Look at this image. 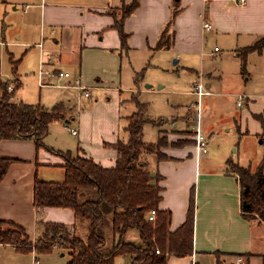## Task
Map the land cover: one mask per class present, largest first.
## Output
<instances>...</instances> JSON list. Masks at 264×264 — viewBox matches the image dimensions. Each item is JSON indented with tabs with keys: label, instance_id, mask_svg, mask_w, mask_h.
<instances>
[{
	"label": "crops",
	"instance_id": "obj_1",
	"mask_svg": "<svg viewBox=\"0 0 264 264\" xmlns=\"http://www.w3.org/2000/svg\"><path fill=\"white\" fill-rule=\"evenodd\" d=\"M133 1L0 0V47L5 46L7 49L10 46L11 50L20 53V59L14 61L15 54L9 51L11 73L14 76L7 80L8 85L9 81L11 84L15 81L21 83V87L15 91V96L22 88L17 64L20 66L23 57L28 53L25 48L35 45L40 53L39 70L52 68V71H55V68L62 66L58 64L68 63L64 66L81 77L86 85L81 84L88 88L89 94L91 87L99 92L95 103L91 102L89 107L97 103V106L107 108L98 114L100 119L107 122V133L102 136L95 132L92 136L87 128L78 122L75 127L77 134L73 135L78 137V142L74 145L73 151L70 150L73 146H69L61 132L59 136H54L53 126H59L64 122L70 124V120L75 121L74 117H64L50 124L49 132L44 138L46 147L36 148L32 140L0 141V157L13 159L0 181V220L13 222L25 230L33 243L30 252L32 255L37 254L34 243L40 233V223L53 222L71 227L75 223L74 212L71 209L57 207L38 209L34 206L35 178L49 181L45 176L42 178V175L46 174L47 170H57L60 172L59 178L50 181L63 180L64 158L58 152L69 151L72 155L91 157L104 167L113 166L117 158L113 145L118 141L127 142L129 139L126 129L130 117L138 111L139 103L144 106L145 115L150 119V122L143 126V141L146 144L158 143L161 148L158 151L160 159L154 153L144 152L141 161L152 175L161 176L159 181L161 200L158 207L160 210L170 212V231H174L185 221L190 198L193 196V253L184 257L170 256L167 264H237L239 258L243 264L245 261V264H264V223L243 217L240 210L238 179L227 170V162L234 160L226 152L214 150L212 133L204 131L200 122V111L205 105L212 110L221 108L226 106L224 98H227V104L232 108L235 106L236 120L241 121V109L245 108V116L250 117L252 121L250 122L253 126L252 131L244 129L242 132L239 126L238 133L252 138L264 136V125L256 118L257 115L264 114V77L261 76L258 83L263 89L258 86L250 89L248 84L250 76L245 79L241 76L253 58H256L258 65H264V49L245 52L248 47H252L264 37V0H246L244 5L238 4L237 0H138L137 8L122 22V28L127 34L126 44L123 46L117 22L122 17V7L131 5ZM231 1L234 5L229 4ZM204 21L210 23L209 33L215 31L216 39L223 41L224 36H230L236 41L233 49L241 59L239 62L241 68L239 76L236 74L237 78L230 87H226L228 81H223V77L214 74L217 70H211L203 64L205 57L212 61L210 57L216 56L219 52L215 51L216 47L213 52H205L206 40H201L200 45L197 42L180 45V37L184 33L200 34L202 30L198 33L197 29H203ZM31 32H34L35 36L30 37ZM11 33L16 35L14 41H10ZM162 36L163 41H167L169 46L160 48ZM239 38H243L244 45L239 44ZM166 51L171 53V58L178 57L174 59L176 62L173 65H178L182 61V52L199 54L200 61L198 60L197 64H190L186 56L181 69L193 75L190 88L182 93L197 96L193 93V85L197 81L203 83L209 92L201 97L197 96L201 101V110L200 102L197 100L194 107L195 127L184 128L191 114L189 110L181 118L186 125L183 123L180 126L178 118L168 117L166 112L161 114V111L170 108L168 102H164L160 112L148 113L149 105L152 106L153 103L148 101L147 97L160 95L165 86L160 84L161 80L157 81V86L145 84L150 83L145 77L140 81L142 73L150 66L149 63L140 68L134 65L143 61L146 53L154 55ZM126 57L132 69L130 73L132 84L127 86L124 85L122 74ZM134 57L135 61L132 62L131 58ZM225 57V55L219 57L218 62L224 61ZM193 65H197L198 70ZM44 79V82L50 83L49 77ZM64 88L76 90L73 87ZM100 93L103 94L100 96ZM77 97L78 102L82 100L78 93ZM88 97L90 98V95ZM88 97L83 95V98ZM101 97H105L107 101L114 99V107H108L99 101ZM240 97L241 104L238 105ZM14 98L15 102H24ZM67 102L60 101L52 107L61 103L65 110L70 109L67 105L71 103V99ZM42 106L52 108L44 104ZM145 125L153 128L150 127L154 130L155 139L150 138L147 141L144 139ZM197 128L207 138V153L197 152L195 135L193 138ZM186 138L189 141L180 142ZM131 235L130 233L127 237L129 240ZM0 247L18 252L10 245ZM54 249L61 248L54 247L52 250ZM64 255V252H60V257ZM69 260L68 255V260L64 264Z\"/></svg>",
	"mask_w": 264,
	"mask_h": 264
},
{
	"label": "trees",
	"instance_id": "obj_2",
	"mask_svg": "<svg viewBox=\"0 0 264 264\" xmlns=\"http://www.w3.org/2000/svg\"><path fill=\"white\" fill-rule=\"evenodd\" d=\"M137 6L138 0L125 6L117 22L123 46L127 34L122 22ZM159 46H169L163 36ZM262 49L264 37L245 52ZM13 84L14 89L9 91L8 81L0 78V141L32 140L36 148L46 147L44 138L50 124L65 117L63 105L48 109L41 104L15 102V91L21 83L15 81ZM137 107L126 129L129 139L113 145L117 152L113 166L104 167L91 157L72 155L69 151L58 152L64 159L67 157L63 180L35 178L33 202L36 208H69L75 216L71 227L40 223V233L34 243L38 253H49L54 247L67 250L70 256L67 264H114L119 256L128 257V264H167L170 256L184 257L193 253V196L185 221L170 231L171 214L158 207L161 176L152 175L141 161L144 152L154 153L160 159V146L143 141V126L150 119L145 115L144 106L137 103ZM256 118L264 125V114ZM12 162L13 159L0 157V181ZM227 170L238 179L243 217L264 223V159L254 170L228 161ZM153 209L156 219L148 221L147 213ZM132 232L137 234L138 243L127 238ZM32 244L22 227L0 220V245L31 252Z\"/></svg>",
	"mask_w": 264,
	"mask_h": 264
},
{
	"label": "rangeland",
	"instance_id": "obj_3",
	"mask_svg": "<svg viewBox=\"0 0 264 264\" xmlns=\"http://www.w3.org/2000/svg\"><path fill=\"white\" fill-rule=\"evenodd\" d=\"M229 4L234 5L232 1L229 2ZM124 7H122L121 12L124 11ZM232 12L234 13L233 10ZM201 30L202 32L196 35L187 33L185 35L184 33L182 37H180V45H187V42L189 44L197 42V44L200 45L201 40H206V44L204 47L205 52H213L214 47H216L219 51L216 53V56L210 57L212 61H208L205 57V61L203 62V64L207 65V67L211 70H217L214 71V74L223 77V81H228L226 87H230L231 84L234 83V80H236V74H238V72L240 71L239 69L241 68V65L239 68V62H241V59L239 56L236 55L237 52H235L233 49L236 41H233L230 36H224L223 41H221L215 38V31L209 33L203 30L202 28H199L197 29V32L199 33ZM29 35L30 37L35 36V33L31 32ZM9 38L11 39L10 41H14L16 35L11 33ZM242 39L243 38H239L238 41L239 44L244 45L245 41H243ZM34 46L35 45H32V47L25 48L28 53L23 57L21 65L19 66V63L17 64V72L22 81V88L16 93L14 99L16 100L18 98L30 104H35L39 102L42 105H46L47 107H52L54 104L60 101L68 103L67 101L71 99V103L67 105L70 107V109L64 110L63 116H65L66 118L74 117L75 121L70 120V124L64 122L59 126L55 125L53 126V131L54 136L56 137L59 136V132H61V134L64 136V139L69 142V146H73L70 147V150L72 151L75 149L74 145L78 142V137L73 136L70 133L69 129H75L78 122L84 125L92 136H94L95 132L100 133L102 136L105 135L107 133V122L104 119H100L98 117V114L99 111H104V109H107L106 106H104L105 108L103 106H97L96 103L95 106L89 107V104L91 102L92 104L95 103L94 101L99 95L97 89L91 87L89 94L90 98H83V92L80 90L65 89L63 86L68 83H70L71 85L74 84L76 79H79L81 83H84L81 77L77 76L74 71L67 70L69 68H66L64 65L68 63L65 62L62 64H58L62 66L55 69L63 73H68L69 77L58 79L57 77L53 78L46 76L47 78H50V83H47L46 81L44 82V78L43 80H41V69L39 70L38 68L39 64L41 63L39 59L40 53ZM4 48L5 46L0 47V78L3 82L11 80V77L14 76L11 73V62L9 58V51L11 50V47L8 46V48H5V50ZM11 52L15 54V57L13 59L14 61L20 59L19 52H14V50H11ZM194 53L182 52L183 59L178 65H173L174 59H178V57L174 56L171 58V53L168 51L157 52L154 55L151 53H146L143 61L134 65V67L140 68L145 63H149L150 66L146 68L144 73H142L140 81H142L145 77L148 78V80L150 81V83L146 82L145 84H152L153 86H157V81L161 80L160 84L165 86V89L161 91L160 95H152L147 97V100L150 102L152 101L153 103L152 106L149 105V114H151L150 111H154V113H156L157 111L160 112L161 106H164V102H168L170 104V108H167V110L165 109V111H161V114H164V112H166V114H168L166 116H174V118H178L177 121L180 126L183 123L185 124V121L181 118L184 117L189 110L191 114L188 120H186L187 125L185 124L186 126L184 128L195 127V102L199 100V110H201V101L195 95H186L182 93L190 88L192 82L191 78H193V75L188 74L187 70L181 71L186 56L188 57L187 61L190 64H197L198 60L200 61L198 52L197 54ZM138 55H140V53H138ZM224 55L226 56L225 60L222 62H218V58ZM255 59L256 58H253L249 61V63L246 65L245 73L241 74L243 79L247 78V76H250V80L248 81L250 89L257 88L260 77H264V65H258ZM131 60L132 62L135 61V57L131 58ZM193 67L198 70L197 65H193ZM75 68L76 67H74V70L76 71ZM49 71L52 73V68L49 69ZM130 73H132V69L131 65L129 64V60L126 57L124 58V65L122 71L125 86L132 84V76ZM9 85H12L14 89V86L13 84H11V81H9ZM46 85H48V87ZM87 86L91 85L87 84ZM258 87L260 89H263L262 85ZM77 93L80 95V99H82L79 100V102ZM102 94L103 93H100V96ZM224 99H226L225 105L227 107L222 106L221 108H213L212 110L211 107L205 105L203 110L200 111V122L202 123V127L204 131H207L210 134L212 133L211 141L213 145L215 144L214 150L216 149L221 152L224 151L232 157L235 163H238L240 166L250 167L252 170H254L255 167L258 166V164L261 163L264 159V136H255L252 138L249 135L239 134V126L242 132L244 129L252 131L253 126L250 124V122L252 121L250 120V117L247 118L245 116V108L241 109V121L239 122V120H236L234 116L235 106H233L232 108L230 104H227L228 99ZM98 100L102 101L103 104H107L108 107H114L115 105L114 99H112L111 101H107L105 97H101ZM143 100H146V98H143ZM190 106H192V108L194 109L190 108ZM231 109H233V111ZM150 127L149 125H145L144 139L146 141L150 138L153 139L155 136L154 130H152L153 128L151 127V129ZM194 135L195 134L193 133V138ZM186 141L189 140L186 138V140L184 139L180 142L186 143ZM160 149L161 148H158V151H160ZM66 159L67 157L64 159V164ZM45 173L46 174L42 175V178H44L45 176L49 181L53 180V178L58 179V176L60 174V172L57 170H47V172ZM131 234L132 235L129 236L131 241L134 243H138L139 239L137 234ZM60 252H64L65 255L63 257H60ZM68 255V251L61 249H54L52 250V252L46 254L37 252V254L34 253L32 255L30 254V252L18 251L16 253L10 248L0 247V264H34L33 257L37 258L40 264H64L68 260ZM128 263V257L125 256L116 257L114 261V264Z\"/></svg>",
	"mask_w": 264,
	"mask_h": 264
},
{
	"label": "built area",
	"instance_id": "obj_4",
	"mask_svg": "<svg viewBox=\"0 0 264 264\" xmlns=\"http://www.w3.org/2000/svg\"><path fill=\"white\" fill-rule=\"evenodd\" d=\"M237 3L240 5H244L246 3V0H237ZM203 29L207 32H209L211 30V25L210 23L204 21L203 23ZM215 51H218L217 48H215ZM40 76H41V80H43L44 77L49 76V77H53V78H58V79H62V78H67L69 77L68 73H63L61 71H52V73L49 70H43L41 69L40 71ZM43 84V83H42ZM14 86V85H13ZM63 87H73L76 88L80 91L83 92V95L85 97L89 96V92H88V88L83 86L80 82L79 79L75 80V83L72 85H65ZM193 93L196 94L198 97L203 96L204 94H208L209 92L207 91V89L205 88V86L203 85V83H201L200 81H197L194 83L193 85ZM8 90L12 91L13 87L12 85H8ZM241 104V97L238 100V105ZM68 128V127H65ZM70 133L72 135H76L77 134V130L75 129H69ZM195 141H196V148H197V152L200 153H207V145H208V141L207 138L200 132V129L197 128L196 134H195ZM156 210H150L147 213V220L148 221H154L156 219ZM157 253H159V251H156ZM33 263L34 264H40L39 261L37 260V258H33ZM237 264H243L241 258L237 259Z\"/></svg>",
	"mask_w": 264,
	"mask_h": 264
},
{
	"label": "water",
	"instance_id": "obj_5",
	"mask_svg": "<svg viewBox=\"0 0 264 264\" xmlns=\"http://www.w3.org/2000/svg\"><path fill=\"white\" fill-rule=\"evenodd\" d=\"M174 62H176V61H174ZM148 86V85H147ZM150 86V85H149Z\"/></svg>",
	"mask_w": 264,
	"mask_h": 264
}]
</instances>
